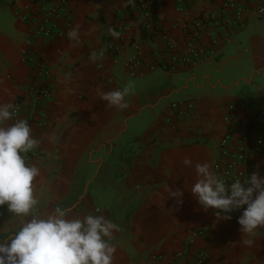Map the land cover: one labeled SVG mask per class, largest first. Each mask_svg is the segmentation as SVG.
<instances>
[{
    "label": "crops",
    "instance_id": "crops-1",
    "mask_svg": "<svg viewBox=\"0 0 264 264\" xmlns=\"http://www.w3.org/2000/svg\"><path fill=\"white\" fill-rule=\"evenodd\" d=\"M161 1L157 26L177 49H183L187 34L181 26L174 27L176 23L207 10L222 12L221 0H185L184 13L175 9L176 0ZM29 5L30 0H0V103L13 96L20 99L21 119L40 140L37 156L29 160L40 168L34 213L46 216L54 207L76 205L71 216H83L99 209L120 226L111 241L117 248L113 264L171 261L190 232L205 224L209 231L194 240L184 258L187 264H194L198 251L207 252L216 264H264V229L258 230L254 247L243 246L238 221L217 219L189 190L197 179L195 164L206 162L213 172L227 127L224 117L264 110V12L256 11L264 0H252L243 25L234 27L215 57L173 73L156 68L135 77L124 67L132 41L139 42L146 62L153 60L152 44L139 41L127 0H68L72 26L81 25V43L75 45L65 35L36 38L29 47L49 70L46 81L21 57L26 31L16 13ZM114 18L127 19L132 30L116 54L104 42ZM93 49L105 50L102 60L89 61ZM68 72L71 79L65 80ZM31 84H49L51 98L37 99L28 89ZM129 85L134 92L125 97L126 109L108 107L100 99L103 92ZM178 100L192 104L187 113L180 114L182 106L171 107ZM42 102L48 123L38 127L29 116ZM239 102L246 109L231 112L228 106ZM185 158L191 159V167L183 163ZM252 172L264 176V146L251 157L249 175ZM176 189L183 192L179 201L170 197ZM17 223L6 206L0 207V235ZM154 254L163 259H153Z\"/></svg>",
    "mask_w": 264,
    "mask_h": 264
},
{
    "label": "clouds",
    "instance_id": "clouds-1",
    "mask_svg": "<svg viewBox=\"0 0 264 264\" xmlns=\"http://www.w3.org/2000/svg\"><path fill=\"white\" fill-rule=\"evenodd\" d=\"M127 2L133 4L134 0ZM66 35L79 45L81 25L69 27ZM109 35L119 39L121 33L110 28ZM104 55V49H93L88 59L96 62ZM64 79H71V73H65ZM133 92L129 85L103 92L100 99L108 107L123 110L129 106L125 97ZM14 101L13 96L0 103V207L6 206L18 223L10 233L0 235V264H113L117 248L111 241L120 226L98 209L83 216H71L76 205L54 207L46 216L34 213L39 204L35 181L40 168L30 163L26 154L37 149L40 140L26 119L15 118ZM183 163L192 166L191 159L185 158ZM195 171L197 179L189 190L198 204L204 210L215 209L217 219H229L231 212L242 210L237 217L240 241L254 247L258 230L264 229V176L252 172L245 181L226 182L206 162L195 164ZM182 196L180 189L171 190L170 197L179 201Z\"/></svg>",
    "mask_w": 264,
    "mask_h": 264
},
{
    "label": "built area",
    "instance_id": "built-area-1",
    "mask_svg": "<svg viewBox=\"0 0 264 264\" xmlns=\"http://www.w3.org/2000/svg\"><path fill=\"white\" fill-rule=\"evenodd\" d=\"M251 2L252 0H221V13L207 10L179 25L176 23L174 27L181 26L187 34L183 49H177L175 43L167 34L160 33L153 15L151 0H134L130 14L132 18L134 17L133 22L137 26L139 41L147 40L152 44L150 55L153 60L150 62L144 61L139 42L132 41L133 51L124 61L127 75L135 77L142 75L144 71H153L156 68H163L173 73L183 68H191L207 58L215 57L220 44L231 39L234 27L243 25L244 12ZM175 9L180 13H184L185 0H176ZM256 11L257 14H263L264 6H259ZM16 16L25 24L26 31L25 46L21 50L22 60L31 64L34 67L36 76L46 81L50 77V72L43 60L32 54L29 47L33 45L36 38L50 40L65 37L69 27L72 26V19L68 11V0H30V5L26 10L16 13ZM126 20L114 18L106 27L104 42L106 48L112 54L118 53L122 42L131 34L130 23ZM110 28L121 33L119 39H114L109 35ZM143 33L146 35L145 40L141 38ZM151 34H153V37H150ZM28 89L41 101L49 100L52 95L49 84H31ZM14 103L17 113L15 118L21 119L22 102L20 99H15ZM170 105L172 108L184 107L185 110L181 109L180 114L187 113V110L192 107V104L185 100L173 101ZM246 107L244 102L228 106L231 112L246 109ZM248 111L247 117H224L227 127L218 143L219 159L213 163L212 169L215 174L220 175L226 182L233 180L245 181L249 176L248 171L252 155L263 150L264 110ZM29 117L38 127L47 125L48 115L43 107V102ZM37 154V149L26 154L28 161L36 157ZM210 209L212 214L215 215L216 210ZM241 211L234 210L229 214L230 218L224 220L235 222ZM208 231L209 225L207 224L193 229L188 235L184 247L174 254L173 260L164 264H187L184 258L188 256L194 240L205 235ZM152 258L160 260L163 259V255L154 254ZM193 262L194 264H216L205 251H198L193 258Z\"/></svg>",
    "mask_w": 264,
    "mask_h": 264
},
{
    "label": "trees",
    "instance_id": "trees-1",
    "mask_svg": "<svg viewBox=\"0 0 264 264\" xmlns=\"http://www.w3.org/2000/svg\"><path fill=\"white\" fill-rule=\"evenodd\" d=\"M151 2H152V5H153V15H154L155 21L157 22L156 12H157L158 6L162 3V1L161 0H151ZM131 6H132V4H128V2H127L126 8H127L128 11H130V7ZM150 37H153V34H151ZM141 38L145 40L146 39V35L144 33L141 34Z\"/></svg>",
    "mask_w": 264,
    "mask_h": 264
}]
</instances>
